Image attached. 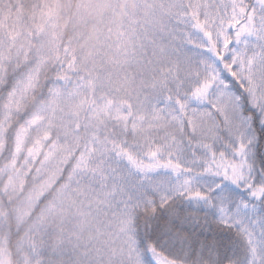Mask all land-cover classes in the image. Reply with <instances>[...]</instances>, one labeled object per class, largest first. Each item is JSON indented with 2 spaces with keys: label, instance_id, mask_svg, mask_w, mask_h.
<instances>
[{
  "label": "snow or ice",
  "instance_id": "6c2138e0",
  "mask_svg": "<svg viewBox=\"0 0 264 264\" xmlns=\"http://www.w3.org/2000/svg\"><path fill=\"white\" fill-rule=\"evenodd\" d=\"M122 2L0 0V232L11 181L29 264H264V0Z\"/></svg>",
  "mask_w": 264,
  "mask_h": 264
},
{
  "label": "trees",
  "instance_id": "16d2710c",
  "mask_svg": "<svg viewBox=\"0 0 264 264\" xmlns=\"http://www.w3.org/2000/svg\"><path fill=\"white\" fill-rule=\"evenodd\" d=\"M51 2L56 6V15L61 17L65 34L69 35L75 26L76 17L65 18V15L69 12L74 13L78 9V6H86L91 3L92 0H51ZM7 212L8 210L6 209L0 212V223L5 222L7 219ZM34 223L35 222L32 220H28L26 225L27 228H24L23 232H19V236L14 237L11 241L8 233L0 232V264H29L27 245L31 233L37 228L31 226ZM21 242L22 245L19 247Z\"/></svg>",
  "mask_w": 264,
  "mask_h": 264
},
{
  "label": "rangeland",
  "instance_id": "374dc122",
  "mask_svg": "<svg viewBox=\"0 0 264 264\" xmlns=\"http://www.w3.org/2000/svg\"><path fill=\"white\" fill-rule=\"evenodd\" d=\"M126 5H131L133 8L135 6V0H123L121 4V15H123L124 7ZM107 9L101 8L98 10V12L95 14L98 18L103 14L104 11ZM120 17H117L119 19ZM90 32L95 33V27L89 29ZM9 186L12 187V194L10 196V199L14 201L12 211L15 212V223L16 227L19 230V232H23L24 228H27L26 225L29 220V216L31 215V212L33 208L35 207V198L33 197L31 192H26L23 190L22 187H17L13 182H9ZM7 187V186H6ZM3 209L0 208V212ZM8 215V212L6 213ZM31 226L37 227L36 222L32 224ZM30 227V226H29ZM32 230V228L30 227ZM22 245V242L19 244V247Z\"/></svg>",
  "mask_w": 264,
  "mask_h": 264
}]
</instances>
